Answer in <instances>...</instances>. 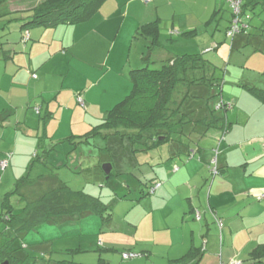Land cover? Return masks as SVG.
<instances>
[{
	"label": "crops",
	"instance_id": "0c3cea01",
	"mask_svg": "<svg viewBox=\"0 0 264 264\" xmlns=\"http://www.w3.org/2000/svg\"><path fill=\"white\" fill-rule=\"evenodd\" d=\"M246 3L252 5L254 0ZM220 5L221 0H105L91 17L76 24L60 22L22 28L21 21H13L18 25L10 31L14 41L8 45L13 49L6 51L4 72L0 73V145L1 141L2 145L9 143L7 150L14 148L15 154L12 153V165L8 163L2 173L0 186L8 189L12 184L9 176L21 152L20 134L33 139V143L22 141L31 143L30 153L37 152L43 139L49 148V159L55 150L49 145L79 140L85 129L96 119L104 120L115 104L131 92V71L145 63L144 57L156 65L169 56L200 54L207 64L187 71V81L173 95L170 107L177 111L168 118L169 127L162 130L167 139L157 144L159 138H152V132L147 131L140 142L131 141V183L127 180L124 184L129 194L124 205L130 212L138 210L131 224L142 240L135 237L133 243L137 257H123L126 250L122 257L128 261L121 264H264V100L244 86L264 90V78L259 81L242 75L232 65L234 59L238 63V57L242 59L245 45L254 46L256 52L247 62L251 67L258 64L256 55L264 62L263 52H258L264 46V35L245 31L227 45L231 16L224 37L216 33L222 11L213 18ZM9 17L0 18L4 29ZM147 24H155L159 31V46L154 50L149 47L151 39L138 34ZM187 31L193 35H182ZM209 47L229 51L230 67L223 89L220 79L209 81L210 86L206 84V69L214 65L204 57ZM43 85L53 91H43ZM31 87L43 92L35 93ZM46 93L51 96H44ZM98 101L104 103L102 110L97 108ZM218 101L230 106L215 109ZM92 112L105 114L92 118L88 116ZM221 117L228 122L224 130L218 127ZM212 118L217 121L212 122ZM19 129L27 132L19 133ZM31 130L34 135L28 132ZM195 136L209 141L201 144L193 140ZM173 138L177 146L165 149L164 142ZM12 139L14 145L10 143ZM73 153L79 159L78 152ZM6 156L0 150V162ZM214 158L217 175L211 173ZM111 165L110 179L114 176ZM155 181L161 185L151 192ZM80 216L99 220V215L90 213L71 217ZM31 245H37L35 238L21 243V249H28L23 254L12 246L14 255L24 259L25 264H29ZM95 250L79 248L78 252ZM5 262L0 256V264ZM103 264L111 262L104 259Z\"/></svg>",
	"mask_w": 264,
	"mask_h": 264
},
{
	"label": "rangeland",
	"instance_id": "374dc122",
	"mask_svg": "<svg viewBox=\"0 0 264 264\" xmlns=\"http://www.w3.org/2000/svg\"><path fill=\"white\" fill-rule=\"evenodd\" d=\"M42 1L44 0H9L6 4L0 7V13L7 14L9 12L32 9L38 6ZM257 1H259V3L255 2L256 6L248 4L245 15H243V20L248 22L246 29L247 33L260 36L262 34L264 35V0ZM222 2L223 11L220 15L219 30L216 33L217 35L220 34L224 37L225 28L228 23L227 20L230 16L232 17V9L228 2ZM246 2L247 0H244V3ZM7 25L6 29H4L2 27V22H0V50H2V53L0 54V57H2V59H0L1 74L4 72V68L2 69V61L4 63L6 51L13 49H9L10 47L8 45V42L14 41L10 31L12 29L15 30L14 28L17 24L11 22ZM16 40L18 42V39ZM226 42L227 45H229L230 41L228 39ZM259 46H262V43H259ZM209 48H211V50L206 52L204 57L211 59L214 65H211L206 69L208 77L206 84H209L210 86L209 81L216 82L217 79H220L222 84L228 73L227 68L230 67L228 56L229 51L225 53L222 51H215L214 49L212 50L213 47ZM252 48H250L249 45H245L243 48L245 50H242L240 55V58L242 59L240 60L238 57L239 63L234 59L232 65L235 64L233 66H237L238 69L236 72L239 71L242 75L249 76L250 78H258L259 81H262L264 78V62L260 55H256L255 57V60L258 61L256 67L253 68L250 65L251 63H247L253 59V56L256 53L254 46H252ZM260 51L263 52L261 55H264V46L262 50L260 49L258 52ZM211 52L213 53L212 55H207ZM215 55H217V57H215ZM211 56H213V58ZM209 77H213L215 80H209ZM199 82L202 84V80H199ZM222 85L223 89L225 84L223 83ZM35 88L36 87H31L32 90ZM41 89L43 91H49L51 88L49 85H43L41 86ZM41 89L39 88L38 90ZM38 90L33 91L36 93ZM42 90L41 92H43ZM47 94H50L51 96V93H46L44 96L48 97ZM45 106L46 105L43 107ZM209 106L213 105L211 104ZM31 107H33V105H31ZM104 107V103L100 101L97 102L98 110H102ZM44 112L45 109L42 115ZM101 114L103 113L98 112L96 115V112H92V114L89 113L88 116L95 118L96 116L101 117ZM104 114L102 116H104ZM102 121L103 120L96 119L91 127L84 130L85 133H83V136L93 130L94 127L99 125ZM15 125L16 124L13 126L15 127ZM19 127L23 128L21 125ZM18 132L23 133L27 131L19 129ZM28 132H31L32 135H34V131L31 130ZM92 132L94 133L96 131L93 130ZM111 132L112 131H109V129L104 130L101 128L100 133L98 132L97 134H94V136L92 135L88 142L84 140L83 142H79L76 139V144L69 143L68 141L59 144L56 143L53 146L49 145L50 148L55 146V150L53 149L52 153L49 154V166L34 162L35 152L32 151V153H30L33 148V146H31L33 139L25 138L24 134H20L19 144L21 152L18 153V161L14 163V167L10 170L9 176L12 184L8 189L3 185L0 186V211L2 209L3 200L7 197L8 193L13 191L18 179L23 177L34 179L38 177L39 174L47 175L51 173L59 176L73 190H83L91 195L99 196L109 207H111V214H105L104 219L100 216H96L99 219L96 222L93 221L95 218H86L84 216H80V218L63 217L61 218V222H58L57 220L56 222L48 221L39 225L37 229L35 228L30 232H27L28 234L16 242L14 247L18 248L21 243L33 242V238L36 239L37 245H31L29 247L32 251L30 252V260H28L29 264H74L79 262L83 264H103L104 259L109 260L111 264H121V262L128 261L123 260V257L125 256L123 255V252L127 250L126 254H128L130 249L133 250V252L129 253L135 254L137 257L138 252L134 251L133 243H135V237H137L139 241L142 240V237L135 235L136 228L131 223H133V217L138 210L133 209V211L130 212V208L124 205L125 199H127L129 195L128 187L125 188L124 184L127 180L131 183V180L129 179L130 175H128L130 172L128 170L130 162L129 154L133 151L131 149V140L129 141L128 135H124L123 133L113 134ZM108 133L111 134L108 135ZM25 139L31 141V143L22 142L25 141ZM13 140L14 139H12L10 143L14 145ZM193 140L200 141L201 144L209 141L208 139H199V136H195ZM175 142L177 143L175 138H173L169 142H164L163 147L167 149V147H172L174 145L177 146ZM7 145L10 144L3 143L2 145L1 141L0 147L2 149L0 150L6 154H10L12 157V155L15 154V150L14 148H10L11 151L7 150ZM72 149L78 152L79 159L75 158V153H73ZM11 157L9 159V167L12 165ZM104 164L114 165V176L111 179L109 178L110 175L107 176L105 173L103 168ZM3 171L4 169L0 168V184ZM8 197H10V200L12 201L13 212L16 214L21 213L25 208V203L21 202L16 194H9ZM112 214L113 219L110 220ZM41 236H43L44 239H40ZM79 248H94L96 250L83 253L78 252ZM104 248H108L110 251H105ZM24 249H18L20 250L19 254L25 253L23 252ZM67 249H73L76 251H68ZM112 255L115 256V258L112 257Z\"/></svg>",
	"mask_w": 264,
	"mask_h": 264
},
{
	"label": "trees",
	"instance_id": "16d2710c",
	"mask_svg": "<svg viewBox=\"0 0 264 264\" xmlns=\"http://www.w3.org/2000/svg\"><path fill=\"white\" fill-rule=\"evenodd\" d=\"M8 1L0 0V7ZM104 1L44 0L35 8L19 11L16 14L14 12L0 13V18L14 14L13 17L6 19L7 22L21 21L22 28L34 25H54L60 22L76 24L91 17ZM222 1L228 2L232 9L231 21L226 30V37L232 44L235 37L244 34L247 29L248 22L243 20V15H245L249 3L245 4L242 1L240 4L239 31L235 35L230 36L228 32L231 29L234 17L233 0ZM255 2L259 3V1L254 0L252 6H256ZM221 11H223L222 5L217 7L213 18ZM138 34L151 39L149 46L151 50L159 46V31L155 24L144 25ZM182 35L191 36L193 32H183ZM210 50L211 48L206 49V51ZM143 60L145 63L140 68L131 71L133 79L131 92L123 100L115 104L108 112L106 118L94 127L93 130L96 132L93 133V130H91L84 136L78 137L79 140L77 141L83 142L84 140L88 142L92 135L100 133L101 128L104 130L109 129L113 134L123 133L128 135L134 143L140 142L147 131L152 132V138L154 135L157 136V139L159 138L156 141L157 144L167 139L168 136L162 130L164 127H169L168 118L177 111V109L170 107L177 87L187 81V71L203 68L207 61L200 54L173 55L156 65L148 62L147 57H144ZM244 86L264 100V90L253 86ZM218 102L215 104V109H227L230 106V104L221 101L223 103L222 106L217 108ZM212 120V122L214 120L217 121V118H212ZM218 127L224 130L228 128V122L221 117ZM111 133H108V135ZM160 136L162 140H160ZM72 143L76 144L77 142L72 139ZM48 151L49 148L45 147L42 139L39 149L35 153L34 162L49 166L50 162L46 155ZM6 155L4 159L9 154ZM111 176L112 174H110ZM9 194H16L25 203V208L21 213L16 214L13 212V204L10 197H8ZM2 208L3 211L0 215V256L2 263L8 261L9 264H25L24 259L14 255L12 246L21 240L27 232L37 228L39 225L59 218L84 213L97 214L104 219L105 214H109L111 211V207L99 196L91 195L83 190H73L59 176L53 173L41 174L34 179H29L28 177L18 179L13 191L8 193L3 200ZM21 247L19 246L18 248Z\"/></svg>",
	"mask_w": 264,
	"mask_h": 264
},
{
	"label": "built area",
	"instance_id": "2783aa9c",
	"mask_svg": "<svg viewBox=\"0 0 264 264\" xmlns=\"http://www.w3.org/2000/svg\"><path fill=\"white\" fill-rule=\"evenodd\" d=\"M143 2L145 3H149L153 0H142ZM243 0H233L232 2V6L234 8V17H233V20H232V26H231V29L229 30L228 34L230 36H233L235 35L238 31H239V21H240V4L242 3ZM79 101L81 103H83L82 99H79ZM222 102H218L217 104V108H220L222 106ZM10 159V154L8 155V157L6 159H3L1 162H0V167L1 168H6V166L8 165V161ZM175 171L177 170V168L174 169ZM211 173L213 175H217L219 173V169H218V166H217V158H214L213 159V165H212V168H211ZM161 185V182L160 181H155L152 185H151V192H154L159 186ZM196 217L197 219H200V213L197 212L196 214ZM136 255L135 254H132V253H128V254H125V258H132V257H135ZM231 264H241L240 262L238 261H235V262H232Z\"/></svg>",
	"mask_w": 264,
	"mask_h": 264
},
{
	"label": "water",
	"instance_id": "95a60500",
	"mask_svg": "<svg viewBox=\"0 0 264 264\" xmlns=\"http://www.w3.org/2000/svg\"><path fill=\"white\" fill-rule=\"evenodd\" d=\"M103 168L105 170L106 175L109 176V174L111 172L112 165L111 164H104ZM5 264H8V262H5Z\"/></svg>",
	"mask_w": 264,
	"mask_h": 264
}]
</instances>
